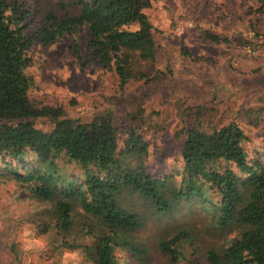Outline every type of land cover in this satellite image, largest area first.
<instances>
[{
	"label": "trees",
	"instance_id": "16d2710c",
	"mask_svg": "<svg viewBox=\"0 0 264 264\" xmlns=\"http://www.w3.org/2000/svg\"><path fill=\"white\" fill-rule=\"evenodd\" d=\"M151 5L0 0V178L49 204L45 225L56 229L60 246L80 250L94 264H118L117 248L145 264L148 245L135 233L152 221L164 229L157 246L172 262L182 257L181 243L195 254L197 228L176 219L182 203L191 213L204 211L216 229L234 233L219 250L206 251L209 264H264V152L249 153L237 122L205 129L196 119L185 130L181 168L158 174L146 163L148 141L136 121L141 113L116 117L106 110L83 118L30 97L32 48L57 39L71 41L77 56L84 49L117 77L120 89L130 80H153L135 69L156 58L154 26L145 12ZM83 29L88 37L81 45ZM37 119L49 127H38Z\"/></svg>",
	"mask_w": 264,
	"mask_h": 264
},
{
	"label": "rangeland",
	"instance_id": "374dc122",
	"mask_svg": "<svg viewBox=\"0 0 264 264\" xmlns=\"http://www.w3.org/2000/svg\"><path fill=\"white\" fill-rule=\"evenodd\" d=\"M151 1L145 12L154 26L156 58L135 69L153 80H130L120 89L117 77L84 49L77 56L71 41L57 39L32 48L27 70L35 82L32 100L83 118L106 110L116 117L141 113L136 121L148 141L146 163L158 174L181 168L185 130L196 119L205 129L237 122L249 153H263L264 0ZM203 30L227 42H213ZM79 36L82 45L87 30ZM36 125L47 129L49 122L37 119ZM49 206L28 197L16 181L0 178V264H94L80 250L60 246L56 229L45 225L49 215L43 210ZM186 207L180 204L176 219L197 228L196 253L181 243L182 257L172 262L157 246L164 229L152 221L135 233L148 245L145 264H209L206 251L219 250L234 235L216 229L204 211L191 213ZM116 256L118 264H136L122 248Z\"/></svg>",
	"mask_w": 264,
	"mask_h": 264
}]
</instances>
